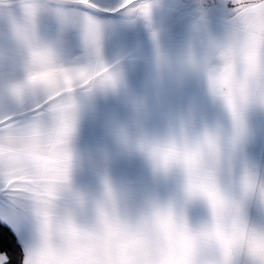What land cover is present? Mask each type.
<instances>
[{"label": "snow or ice", "instance_id": "1", "mask_svg": "<svg viewBox=\"0 0 264 264\" xmlns=\"http://www.w3.org/2000/svg\"><path fill=\"white\" fill-rule=\"evenodd\" d=\"M50 3L31 0L25 11L23 31L16 38L29 49L30 70L24 82L9 89L16 113L0 116V201L29 206L35 237L21 255L22 225L5 217L0 221V264H234L241 254L249 264H264V230L248 226L238 204L218 190L206 166L211 138L154 149L165 167H183L191 194L207 198L214 214L207 227L194 230L167 208L135 221L102 210L98 221L85 224L57 211L56 193L67 181L71 163V93L75 85L94 82L101 73L89 64L60 63L56 50L36 39L37 24ZM223 7L230 38L219 45L220 64L210 84L239 122L250 102L264 103V0H225ZM108 11L97 0H66L57 22L77 27L85 47L98 55L105 27L98 13ZM116 11L147 18L151 6L121 0ZM33 94L43 103L25 111Z\"/></svg>", "mask_w": 264, "mask_h": 264}, {"label": "crops", "instance_id": "2", "mask_svg": "<svg viewBox=\"0 0 264 264\" xmlns=\"http://www.w3.org/2000/svg\"><path fill=\"white\" fill-rule=\"evenodd\" d=\"M6 1L0 3V17L7 13L23 24L25 11L21 7V0ZM61 2L65 3L62 0H51L48 10L37 24L36 39L53 47L60 63L89 64L98 69L101 76L94 82L75 85L71 93V163L68 179L60 186L66 187L67 191L63 193L67 192L68 195L63 201H58L57 191L55 203L63 202L56 205L57 211L74 215L75 209L70 203L76 202L77 188L83 185L82 180L86 177L84 172L91 171V162L87 159L89 146L82 138L85 133L91 135L96 130H90L88 124L85 126V114H77L75 106L84 105L80 101L85 95L92 100L94 92L113 90L114 84H129L132 88L137 83L140 68L145 66L146 44H151L153 49L155 41L163 38L168 40L171 51L170 76L174 84L171 88L175 90L179 87L199 94L193 105L199 116L192 120L188 118L186 122L187 143L211 138L213 148L208 154L212 156L210 167L223 176L216 177L218 190L227 200L238 204L250 228L264 230V103L258 100L250 102L243 109L238 122L220 97L213 93L210 84V76L220 64L219 45L227 43L230 38L226 9L219 10L221 5L213 4L210 8L212 13L207 14L203 8L202 11H195L190 6L181 8L178 4H165L160 0H139L140 3L150 4V16L146 18L137 12L120 17L111 15L103 19L105 27L97 55L95 49L85 47L77 27H62L57 22L61 19L59 13L64 7ZM30 62L27 45L10 30H0V116L16 113L9 89L13 83L26 80ZM38 103H43V100L33 94L24 110L30 111ZM200 209L201 206H197V215L203 212ZM5 217L13 218L22 225L25 235L21 236L20 242L26 250L36 230L29 206L20 201L11 204L0 201V220ZM209 225L210 222L205 226L199 223L200 228ZM17 234L20 235L19 232ZM234 264H249L247 256H237Z\"/></svg>", "mask_w": 264, "mask_h": 264}, {"label": "rangeland", "instance_id": "3", "mask_svg": "<svg viewBox=\"0 0 264 264\" xmlns=\"http://www.w3.org/2000/svg\"><path fill=\"white\" fill-rule=\"evenodd\" d=\"M160 1L178 4L181 8L190 6L195 11L203 8L207 14L212 13L213 4L221 5L219 10L225 9V0ZM4 2L7 1L0 0ZM97 2L103 9L111 10L98 13L102 19L130 15L128 11H116L121 0ZM162 39L155 41L153 49L151 44H146L145 66L140 68L137 83L132 88L129 84H114L113 90L94 92L92 100L85 95L80 101L84 105L75 106L77 114H85V126L88 124L90 130H96L91 135L85 133L82 138L89 146L87 159L91 162V171L84 172L86 177L77 188L76 202L70 203L78 223H95L102 210L123 220L135 221L149 212L167 208L185 219L194 230L201 229L199 223L212 224L214 214L209 201L188 191L183 167L178 164L165 167L154 154L155 148L187 143V119L199 116L193 106L199 94L171 88L174 85L170 76L171 51L168 40ZM210 157H205V163L218 185L216 177L223 176L210 167ZM220 185L224 186L222 181ZM58 190L57 199L63 201L68 195L63 193L66 187ZM60 204L63 202L56 203ZM199 205L203 212L197 215Z\"/></svg>", "mask_w": 264, "mask_h": 264}, {"label": "clouds", "instance_id": "4", "mask_svg": "<svg viewBox=\"0 0 264 264\" xmlns=\"http://www.w3.org/2000/svg\"><path fill=\"white\" fill-rule=\"evenodd\" d=\"M31 0H21V7L24 11L27 10L29 3ZM0 30H10L12 33L23 31V24L17 22L13 17H10L7 13H4L2 17H0Z\"/></svg>", "mask_w": 264, "mask_h": 264}, {"label": "trees", "instance_id": "5", "mask_svg": "<svg viewBox=\"0 0 264 264\" xmlns=\"http://www.w3.org/2000/svg\"><path fill=\"white\" fill-rule=\"evenodd\" d=\"M0 221H1V220H0ZM20 243H21V242H20ZM21 244H22V243H21ZM22 245H23V244H22ZM23 251H24V247L20 249L21 255H22Z\"/></svg>", "mask_w": 264, "mask_h": 264}]
</instances>
